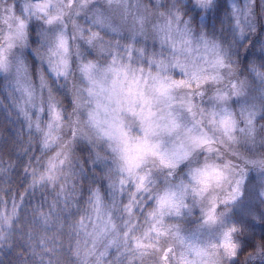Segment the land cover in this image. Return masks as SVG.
<instances>
[{
  "label": "clouds",
  "instance_id": "1",
  "mask_svg": "<svg viewBox=\"0 0 264 264\" xmlns=\"http://www.w3.org/2000/svg\"><path fill=\"white\" fill-rule=\"evenodd\" d=\"M0 264H264V0H0Z\"/></svg>",
  "mask_w": 264,
  "mask_h": 264
}]
</instances>
